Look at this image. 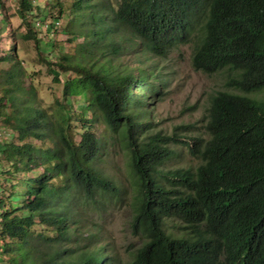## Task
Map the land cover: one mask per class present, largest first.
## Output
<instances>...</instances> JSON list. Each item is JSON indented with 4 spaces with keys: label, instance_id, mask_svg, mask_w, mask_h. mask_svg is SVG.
Segmentation results:
<instances>
[{
    "label": "trees",
    "instance_id": "trees-1",
    "mask_svg": "<svg viewBox=\"0 0 264 264\" xmlns=\"http://www.w3.org/2000/svg\"><path fill=\"white\" fill-rule=\"evenodd\" d=\"M18 3L25 39L35 38L32 27L40 28L29 17L42 8L34 0ZM55 3L58 16L44 19V28L54 32L68 16L82 42L73 56L56 62L59 70H52L64 83L54 108L40 107L37 86L31 81L26 86L30 75L13 33L8 35L12 54L4 50L0 56L9 64L0 79V123L7 128L6 142L0 143L1 260L115 263L109 250L95 243L94 233L81 232L76 219L102 214L120 194L101 170L108 142L96 130L104 123L111 141L129 156L135 221L147 237L129 264H264V101L225 90L212 95L208 137L186 142L200 163L162 171L172 151L139 122L150 100L161 95L151 80L153 71L135 74L120 60L138 49L166 57L174 47L189 44L194 69L228 71L229 89L262 90L264 0ZM75 101L83 103L77 115ZM168 219L179 221V233L165 230Z\"/></svg>",
    "mask_w": 264,
    "mask_h": 264
},
{
    "label": "rangeland",
    "instance_id": "rangeland-1",
    "mask_svg": "<svg viewBox=\"0 0 264 264\" xmlns=\"http://www.w3.org/2000/svg\"><path fill=\"white\" fill-rule=\"evenodd\" d=\"M34 3L40 6L42 11L38 12V15H30L29 20L31 24L32 20H36L40 31L36 32L32 27L35 38L25 39L27 28L18 15V0H0V56L4 50H9L12 54L10 47L13 40L8 35L13 33V36H16L20 59L23 60V68L30 75L29 79H25L26 86L30 81L36 85L41 98L37 103L40 102V107L51 109L54 108L56 100H62L64 85L53 78L52 70H59L56 62H64L69 56H73L82 41L80 42L76 26L70 23L68 16L63 17L60 28L54 32L51 28H44V19L49 22L53 20V15L58 16L57 8L53 9L55 0H34ZM120 60L124 68H129L135 74L140 69L153 71L154 78L151 80H154L161 95L160 98L155 96V99L150 100L151 105L145 111L146 117L141 118L139 122L146 124L144 128L147 135L154 136L163 145L166 143L172 151V156L160 165L159 169L162 171L195 168L200 163L199 159L190 153L186 142L196 137H208L207 111L212 95L225 90L264 101V89L244 93L227 88L226 70L207 74L194 69L192 47L189 44L174 47L166 57L152 56L143 49H138L137 52L122 56ZM8 67L7 62H0V79ZM142 95L143 93H139L138 97ZM81 105L82 101L73 103L74 114H79ZM98 128L95 130L108 142V149L101 156V170L117 183L120 194L112 197L110 205L101 212L102 214L88 213L80 217L77 215L76 219L82 233L91 231L95 234V243L100 248L109 250L114 264H129L135 257V252L147 240L145 231H142L135 221V187L129 167V156L120 144L111 141L110 132L104 123L99 124ZM5 129L7 128L4 123H0V143L6 142ZM15 138L14 134L9 136L7 141L12 142ZM75 138L80 140V133H77ZM35 142L38 146L42 144L37 140ZM45 142L48 145L49 141ZM164 228L172 234L181 230L179 221L172 219L165 221ZM6 262L0 258V264Z\"/></svg>",
    "mask_w": 264,
    "mask_h": 264
}]
</instances>
